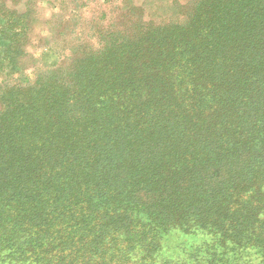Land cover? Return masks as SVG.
I'll use <instances>...</instances> for the list:
<instances>
[{"label": "trees", "instance_id": "1", "mask_svg": "<svg viewBox=\"0 0 264 264\" xmlns=\"http://www.w3.org/2000/svg\"><path fill=\"white\" fill-rule=\"evenodd\" d=\"M175 3L12 83L36 11L0 0V264H264V0Z\"/></svg>", "mask_w": 264, "mask_h": 264}, {"label": "rangeland", "instance_id": "2", "mask_svg": "<svg viewBox=\"0 0 264 264\" xmlns=\"http://www.w3.org/2000/svg\"><path fill=\"white\" fill-rule=\"evenodd\" d=\"M31 1L35 7L36 19L29 31V39L24 48L25 55L20 62L21 66H18L20 70L7 78L8 82L33 83L39 76H45L53 60H59L70 54L69 45L75 41V37L80 39L87 37L93 41L92 29L111 22L117 13V8L122 5V0ZM132 1L134 5L142 6L146 21L179 23L186 20L185 13H180L181 8L178 7V3L171 5L174 0ZM178 1L184 3L186 0ZM17 8L20 9L23 6L19 5ZM60 22L64 28L58 27ZM48 45L53 48L58 47L61 56L55 52V49L46 50ZM21 71L23 73L20 74ZM5 74V70L0 72V80L5 78Z\"/></svg>", "mask_w": 264, "mask_h": 264}]
</instances>
